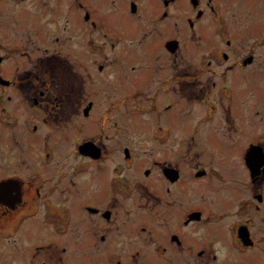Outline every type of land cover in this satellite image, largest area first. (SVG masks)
I'll return each mask as SVG.
<instances>
[{
  "label": "flooded vegetation",
  "instance_id": "af4514ba",
  "mask_svg": "<svg viewBox=\"0 0 264 264\" xmlns=\"http://www.w3.org/2000/svg\"><path fill=\"white\" fill-rule=\"evenodd\" d=\"M35 1L42 24L35 27L37 39L58 45L51 52L45 46V54L32 58L34 67L29 75L27 69L20 73L18 64L14 69H9L8 63L3 64L22 46V40L18 42L15 38L9 43L11 53L5 58L0 54V79H4V83L0 82V238L9 237L11 217L22 205L19 247L22 264H71L69 258L80 250L75 246L78 242L83 252L92 249L96 258L83 264H185L188 250L193 256L206 252L205 260H213L214 250L196 246V242L194 246L188 244L185 228L198 222L207 226L222 220H227L232 249L245 256V264L264 260V229L256 228L258 221L264 220V58L257 52L264 46V30L250 35L247 27L250 20L247 21L246 35L252 36V40L243 46L232 31V23L239 18L237 14L246 11L249 1ZM177 1L179 4L170 9ZM176 7L179 11L191 9L182 21V29L193 40L206 39L201 24L207 16L222 34L225 45H213L215 59L207 58L206 69L201 70L214 74L211 79H203L199 70H188L184 60L178 59L176 50L182 36L164 35L165 31L151 22L154 18L162 23L170 22ZM12 12L15 14L14 8ZM93 12L110 19L127 13L140 23L139 29L135 36L123 41L121 32L116 28L113 31ZM20 15L22 20L28 16L24 17L21 11ZM22 20L16 21L22 24ZM76 24L82 25L81 33ZM166 29L170 30V26ZM156 33L164 40L161 50L164 58L151 52L149 57L163 60L165 69L172 55L177 67L175 74L164 71L158 75L157 82L161 84L154 91L148 84L153 76L143 70L124 74L122 67L136 71L137 65L141 67L144 63L154 74L159 71L160 65L155 69L145 57ZM130 39H136L135 46L140 47L143 57L135 56L136 47H125ZM175 39L179 43L170 51L166 45ZM77 40H81L82 46ZM234 40L236 46L232 49ZM21 54L25 53L21 50ZM205 55L204 51L202 56ZM197 74L200 82L196 81ZM172 75L177 77L178 95L170 98ZM106 77H114L110 82L117 84L116 88L147 83L133 91L148 92L143 105L152 124L151 129L148 127L145 168H142L144 161H139V155L124 142L122 133L102 132L115 109L121 111L122 95L118 100L104 99L107 108L100 120L102 127L99 125L97 130L101 132L78 141L81 131L74 123L76 114L84 118L82 121L88 128L92 124L90 119L97 120L101 113L95 109L98 99L88 96L83 101L78 93L94 94V91H107L109 86L113 94L112 90L116 89L114 85L104 84ZM187 77L193 78L195 84L187 83ZM93 82L97 83L96 88ZM62 92L70 93L71 100L65 102L59 97ZM194 102L198 104L197 110L187 111L194 113L189 132H176L170 121H159L161 114L170 109L177 110L175 117L180 120L186 109L177 105L195 106ZM153 115L158 120H153ZM18 116H22V129L17 131L22 133L19 135L22 151L12 156L11 118ZM121 121L115 120L114 124ZM69 125L77 129L70 138L74 145L67 149L72 155L66 154L69 159L73 157L74 165L64 174L57 164L52 132L61 130V138L69 139L70 135L63 131ZM156 127L159 133H155ZM107 141H116L118 146L112 147ZM12 160L19 161L22 170L11 168ZM236 167H241V172ZM18 189L20 198L15 200ZM139 204L147 206V209L143 206L146 213L139 214ZM140 225V231L147 236H139ZM50 231L61 234L67 244H59L57 236L52 235L42 241L41 233ZM34 235L39 237L30 241L29 237ZM140 238L154 243L150 250L140 248ZM196 248H200L197 253ZM54 252L56 256H48L52 260L42 259L46 258L43 253Z\"/></svg>",
  "mask_w": 264,
  "mask_h": 264
},
{
  "label": "rangeland",
  "instance_id": "374dc122",
  "mask_svg": "<svg viewBox=\"0 0 264 264\" xmlns=\"http://www.w3.org/2000/svg\"><path fill=\"white\" fill-rule=\"evenodd\" d=\"M249 1V7L246 9L245 12H240L237 14L239 17L236 23H232V31L235 35V37L238 39V42L241 46H243L244 43L250 42L252 40V36L246 35V22L249 21L247 24V27L249 28V33L252 35L254 32H259L261 30H264V0H248ZM180 1H177L173 5L170 6V9L175 7L177 4H179ZM159 5H161V8L163 9V4L159 2ZM8 6H10V11L8 10ZM13 8L15 10V14L12 12ZM36 1L35 0H27L20 2L19 0H3V6L0 8V54L3 55L5 58L6 55L11 53L8 50L9 43H12L14 39L16 38L19 42L22 40V46L15 50L13 52V56H9L8 60L5 61L3 64L6 65L9 69L15 68L18 64L19 70L22 73V70L27 69V74L29 75L33 71L34 63L32 62V58L36 59L39 54H45V50L43 49L45 46H49V52L53 50V47L55 45H58L57 43H51L49 41L40 42L37 39L36 29L35 27H39L41 24V18L39 16V12L36 9ZM249 9V10H248ZM20 11L24 13V17L27 16L25 19L22 20V16L20 15ZM175 14L172 15V17L169 19L170 22L162 23L161 21H158L156 18H154L151 22L155 23L156 27H159L162 29L165 34L168 35H176L177 37L182 36L183 39L182 42L179 44L176 52L178 53V59L184 60V64L186 65V68L192 72H195L199 70L200 76L203 79L212 78L215 75L212 74L209 75V72H201V70L206 69L205 67V61L208 58L215 59V54L213 51V45L214 44H222L225 45L224 40L222 39V34L218 32L215 29L214 22L211 20L210 16H207L203 18L202 20V30L205 32V40H193L191 36H189L186 32H183L182 29V21L185 19V15L191 13V9L187 8L186 10L179 11L178 7L175 8ZM33 15L35 18H33ZM93 15L95 17L101 18L102 21L107 23L108 27H111L113 31L117 29L118 32H121L123 41H125V38L133 37L136 34V31L139 29L140 23L133 19L130 15L127 13H123L122 15L117 14L115 19L107 18L106 16L102 17L98 12H93ZM15 19V20H14ZM22 20V24H18L19 21ZM212 25V26H211ZM7 26V27H6ZM170 26V30H167L166 27ZM6 27V28H5ZM76 28L78 33H81L82 25H77ZM116 28V29H115ZM231 29V26H230ZM153 30V29H151ZM53 37V36H49ZM229 37H232L229 34ZM161 36L158 37L157 33L155 36H153L151 46L149 48L148 54L145 56L146 58H149V62L155 69L159 66L160 70L157 71L155 74L147 68V66L143 63V65L140 67L137 65L136 71L128 70L127 68L122 67L123 73L126 72L131 73V75L135 74L136 72H139L140 70H143L146 75L153 76L152 81L148 84L151 85V88L153 90H157L159 85L161 83L157 82V77L159 74L164 73V71H170L171 74H175V68L177 67V63L172 60L173 56L170 55V64L169 66L164 69V61H155L154 59L151 60L149 57L150 52L154 53L156 55H159L158 58L163 59L164 54L161 52L162 48L164 47V40H161ZM76 43L80 46L81 40H77ZM136 39H130L126 43L125 47L130 48L136 47ZM236 46L235 40L233 41L232 49ZM238 46V45H237ZM25 53L24 55L21 54ZM206 52L205 56H202L203 52ZM64 53L67 52V48L63 50ZM62 52V53H63ZM167 54H170L169 51H166ZM263 58H264V46L260 47L257 51ZM133 53L137 57H143L141 56V50L140 47H136L133 49ZM211 53V54H210ZM93 56V55H91ZM18 58L19 60H15ZM130 63H133L131 61ZM135 64H137L134 61ZM2 64V65H3ZM140 64V63H139ZM1 65V66H2ZM17 67V68H18ZM220 67V66H219ZM16 68V69H17ZM213 68V66H212ZM62 70L58 69L57 72H61ZM10 72H13L11 70ZM197 74L196 81H201ZM32 77V75H31ZM34 78V77H33ZM33 78L31 81H34ZM41 78V77H40ZM114 77H106L103 79V81H106L104 84L114 85V88L116 90H112L113 94H110V87H107V91H91L90 94L85 92V94L81 92L78 93V96L82 98V100H86L88 96L94 97L95 99H98V103L95 109H100L101 113L98 115L97 120L90 119V126L87 128V124L83 123L82 120H84L81 115L75 116L74 123L79 126L80 138L78 141L81 142L82 137L86 135H97L96 133L101 132V130L97 131L99 129V125L102 124L100 120L102 119L104 109H106L107 104L103 103L105 100L108 99V102L110 100H116L119 99V96L122 95L123 104L121 111L119 109H115V113L112 115V117H109L105 122V128L102 129V132L106 133H122L124 136V142H128L129 147L134 149L135 154L139 155V161H144L142 164V168L146 167L147 161V149H148V133L150 130L148 127L152 124L149 120H147L148 117V110L143 104H146L147 102V94L148 92H140L141 94L137 92H133L136 87L141 88L147 83H139L135 86V84L130 83L127 86H123L121 88H116L117 84L110 82V79ZM177 77L171 76L170 80V90L169 97L173 98L177 96ZM43 79V78H42ZM66 81V84H69V81L67 79H63ZM192 82L195 84V81H193V78L187 77V83ZM51 80H47V84L50 85ZM97 87V83L93 82V88ZM53 88V87H52ZM146 88V87H144ZM128 91H132V93H127ZM52 98L55 99L54 96H56L54 89ZM176 92V93H175ZM76 94V93H75ZM166 93L164 92L163 97L165 98ZM64 99L65 102H68L71 100V95L68 92H62L60 93V96ZM145 100H144V99ZM127 101V102H125ZM142 101V102H141ZM195 106H192L191 104H178L177 107H181L182 109H186V111H182L183 115L182 118L179 120L175 115L177 114V110H168L164 114H161L159 121H170L173 125L174 131H187L189 132L192 127V120L194 117V113L187 112L189 109H192V111H196L198 108V104L194 102ZM132 105L136 107H131ZM118 107H121L118 105ZM195 107V110H194ZM112 108V113L114 112ZM141 112V113H140ZM128 113V114H126ZM199 115V113H198ZM197 114L195 116H198ZM97 116V115H96ZM80 118V119H79ZM122 119L121 123L119 125H115V120ZM153 120H158L157 115L152 116ZM88 121L89 118H86ZM96 122V124H93ZM156 126V123H155ZM64 126H62L63 128ZM22 129V116H18L16 119L15 117L11 118V139H10V147H11V155L22 151V139L19 135L22 136V133H19L17 131H21ZM151 129V127H150ZM76 128L72 125H69L65 128H63V131L69 134V139L67 136H64V138H61L62 131L56 130L55 132H52V140L55 143L56 146V158H57V164L59 167H61V171L64 174H67V171L70 169L74 163L72 161L74 160L73 157L69 159V156L72 155L71 151L67 152V149L70 148V146H73V140L70 139L73 137V135L76 133ZM157 127L155 130L156 132ZM159 131V130H158ZM173 131V130H172ZM77 142V139L75 143ZM112 145V147H117L116 141H107ZM21 163L19 161L14 162L11 161V168L19 169V166ZM124 166V165H123ZM127 166H124V169L127 170ZM131 167V166H128ZM237 171L241 172V167H236ZM19 170H22L20 168ZM128 171V170H127ZM61 175V173L59 174ZM22 176V175H21ZM16 184V183H14ZM13 184V185H14ZM20 185V183H18ZM12 185V186H13ZM18 193L15 194V200H18L20 198V189L17 190ZM218 192V191H217ZM220 193V192H218ZM71 198L72 194L70 193ZM22 206V205H20ZM18 207L15 211V214H11V220H10V235L9 237L0 238V264H22V251L19 249V247L22 244V207ZM147 206L139 204L138 206V212L140 213H146ZM227 220L217 221L218 224H209L207 226L200 224V222L191 224L185 228V233L187 238L190 240L188 241V244H194V242L197 243L196 246L200 245V247H206L211 251L216 252V258L213 260H205V257L208 253H201L198 255H191V251L188 250L187 252V259L185 264H245L243 260H246L245 256L242 254H239L235 252L230 243V235L227 231ZM144 223V222H141ZM145 225V224H144ZM141 225L139 226V236H147V234L142 233L140 231ZM256 228L264 229V220L258 221ZM42 235L40 238L42 241H46L49 239V236H57L59 244H67L66 241L62 240L60 235L56 234L55 232L50 231L49 233H41ZM82 234V233H81ZM36 237H39L38 235H34L33 237H29L30 241H33L36 239ZM53 237V238H55ZM77 237H79L77 235ZM29 242H27L28 244ZM140 248L150 250L151 246L154 244L150 240H144L143 238L139 239ZM81 243L78 242L76 244V248H80V250H76L73 253V256L69 258V261L71 264H83L84 262H92L95 261L96 258L93 256L94 251L92 249L86 250V252H83V248L81 247ZM194 246V245H193ZM200 248H196L195 253H197V250ZM15 251V252H13ZM252 253L257 254L255 251ZM49 255H57V252H54L53 254L50 253H43L42 256H46V260H52L53 258L48 257ZM27 260L29 258L27 257ZM256 264H264V260H261L260 262Z\"/></svg>",
  "mask_w": 264,
  "mask_h": 264
},
{
  "label": "water",
  "instance_id": "95a60500",
  "mask_svg": "<svg viewBox=\"0 0 264 264\" xmlns=\"http://www.w3.org/2000/svg\"><path fill=\"white\" fill-rule=\"evenodd\" d=\"M176 44H177V42H176V41H174V40H171V41L168 43V45H167V46H168V47L170 46L169 48H172V49H173V48L176 46Z\"/></svg>",
  "mask_w": 264,
  "mask_h": 264
}]
</instances>
